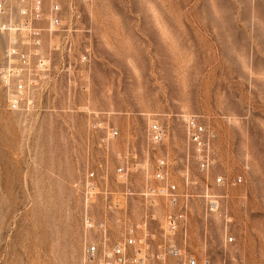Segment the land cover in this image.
Returning a JSON list of instances; mask_svg holds the SVG:
<instances>
[{"label": "rangeland", "instance_id": "obj_1", "mask_svg": "<svg viewBox=\"0 0 264 264\" xmlns=\"http://www.w3.org/2000/svg\"><path fill=\"white\" fill-rule=\"evenodd\" d=\"M31 1L2 18L0 69L14 44L31 50ZM54 5L76 49L43 34L48 81L15 110L0 78V264H88L102 223L108 246L132 236L145 264H264V0H45L46 18ZM186 117L215 135L205 170ZM180 214L176 258L164 238Z\"/></svg>", "mask_w": 264, "mask_h": 264}, {"label": "built area", "instance_id": "obj_2", "mask_svg": "<svg viewBox=\"0 0 264 264\" xmlns=\"http://www.w3.org/2000/svg\"><path fill=\"white\" fill-rule=\"evenodd\" d=\"M44 2L45 0H32L27 8L21 9V14L19 15L20 23L25 28L24 39L29 41V46L31 47L30 52L22 51L23 47L18 44L13 45L6 51V59L5 66L0 69V78L1 82L4 84V88L6 92L9 93L10 98V106L15 110L18 106L24 101V97L31 95L34 90L38 89L40 85L45 82L47 83L48 74L50 73V65L44 56H42L39 52L35 54V51L40 49L42 46L41 40L43 38V34H46L47 37L55 38L54 36H60L62 38L63 47L65 48L62 52L59 48H55L56 50L53 52H60L62 54L71 53L74 51L75 44H73V32L65 31V26L62 21L59 19V14L61 9L58 5H54L50 8V18H46L44 14ZM15 6L11 3V0H0V29L1 31L12 29L13 24H4L2 18L6 16L7 8L12 11ZM46 21L48 23V30H44V28L39 25ZM35 24L38 25L39 28L35 27ZM15 31V30H14ZM14 33V32H13ZM71 33V34H70ZM53 40V39H51ZM55 46H53L54 49ZM70 55V54H69ZM82 61L85 63L88 61L89 55L88 52L80 55ZM15 60L18 61V64H14ZM2 84V85H3ZM184 122L186 125L188 137L190 141L196 146L197 150H199L200 167L205 170L209 166L210 156V148L212 139L215 138L213 132H209L203 125L200 124L198 120L193 117L184 118ZM149 134L151 136L152 142L155 144H159L164 139V131L160 128L159 125L153 124L151 126ZM117 136L116 134L111 135ZM165 164L161 163L160 171L157 172L156 177L160 182L166 184L165 187L161 188L162 196H166L170 204L173 207H176L178 203V197H176L175 193L177 192L175 185H169L167 176L168 173L165 172ZM95 178V173H92L88 179L92 182ZM217 183L223 184L222 179H218ZM242 184V179L239 178L235 180L232 185L238 186ZM93 184L88 183L87 188L89 190H93ZM164 191L167 192V195H164ZM212 210L218 207L217 202H212ZM184 221V215H176L173 218H169L167 220L168 230L166 232V236L164 238L165 247L168 248L169 254L173 257H181L182 256V248L177 247V243L172 240L173 236L176 235V232L179 230L181 222ZM89 228L94 229L95 224L87 221ZM98 228L104 234L103 243L91 244L88 245L85 252V260L88 264H93L98 259H100L102 264H145L146 256H141V250L135 253V256L131 257L127 253L128 248L135 247L136 241L132 238V236L124 238V240L114 246L107 245V227L106 224H100ZM168 233V234H167ZM102 249V251H101ZM101 257V258H100ZM187 264H197L194 258H189Z\"/></svg>", "mask_w": 264, "mask_h": 264}, {"label": "bare ground", "instance_id": "obj_3", "mask_svg": "<svg viewBox=\"0 0 264 264\" xmlns=\"http://www.w3.org/2000/svg\"><path fill=\"white\" fill-rule=\"evenodd\" d=\"M11 3L13 4V0H11ZM2 84H3V82H2ZM3 86H4V84H3ZM151 126H153V125H151ZM151 126H150V128H151ZM150 128H149V131H150ZM166 191H164V193H165ZM167 230H168V224H167Z\"/></svg>", "mask_w": 264, "mask_h": 264}]
</instances>
